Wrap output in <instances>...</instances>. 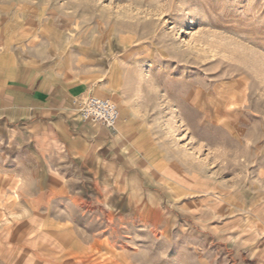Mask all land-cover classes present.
Wrapping results in <instances>:
<instances>
[{
	"label": "rangeland",
	"instance_id": "374dc122",
	"mask_svg": "<svg viewBox=\"0 0 264 264\" xmlns=\"http://www.w3.org/2000/svg\"><path fill=\"white\" fill-rule=\"evenodd\" d=\"M0 51L147 145L62 169L0 127V264H264V0H0Z\"/></svg>",
	"mask_w": 264,
	"mask_h": 264
},
{
	"label": "crops",
	"instance_id": "0c3cea01",
	"mask_svg": "<svg viewBox=\"0 0 264 264\" xmlns=\"http://www.w3.org/2000/svg\"><path fill=\"white\" fill-rule=\"evenodd\" d=\"M98 90L112 95L102 88L68 83L34 63L20 62L0 51V127L10 129L17 141L31 142L44 166L97 170L103 164L117 169L120 162L132 163L131 153L137 148L147 147L138 135L136 121L124 108L122 112L119 107L117 126H122L118 130L79 118L73 101L105 98L94 93ZM54 178L63 182L62 175ZM119 178L118 185H132L126 174L120 173Z\"/></svg>",
	"mask_w": 264,
	"mask_h": 264
},
{
	"label": "built area",
	"instance_id": "2783aa9c",
	"mask_svg": "<svg viewBox=\"0 0 264 264\" xmlns=\"http://www.w3.org/2000/svg\"><path fill=\"white\" fill-rule=\"evenodd\" d=\"M73 106L82 121L93 122L108 129H115L121 119L119 107L106 98H79L73 101Z\"/></svg>",
	"mask_w": 264,
	"mask_h": 264
},
{
	"label": "bare ground",
	"instance_id": "6f19581e",
	"mask_svg": "<svg viewBox=\"0 0 264 264\" xmlns=\"http://www.w3.org/2000/svg\"><path fill=\"white\" fill-rule=\"evenodd\" d=\"M85 95H86V94H84V96H85ZM119 103H120V105H121L122 107H124V110H125L126 108H125V106L123 105L121 99H120ZM129 121H130V120H129ZM117 127H118V126H117ZM117 127H115V129H116ZM120 127H121V126H120ZM117 130H118V129H117Z\"/></svg>",
	"mask_w": 264,
	"mask_h": 264
}]
</instances>
